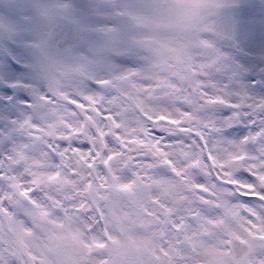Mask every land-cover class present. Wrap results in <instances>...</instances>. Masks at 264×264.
Masks as SVG:
<instances>
[{
	"label": "rangeland",
	"instance_id": "1",
	"mask_svg": "<svg viewBox=\"0 0 264 264\" xmlns=\"http://www.w3.org/2000/svg\"><path fill=\"white\" fill-rule=\"evenodd\" d=\"M182 29L188 33L181 34L178 42L187 48L178 45V52L182 58L197 61L200 68L191 66L192 83L189 74L180 77L179 94L173 98L177 113H162L174 119L164 121L160 129L185 136L191 143L123 144L118 139L109 159L101 158L98 143L87 159H73L69 154L68 159L53 160L49 142L36 144L32 139L33 148L18 149L17 166L21 171L28 169L33 184L38 182L40 189L50 194L49 202L26 204L17 196L12 201L16 212L0 210V233L25 260L30 253L35 264H51L52 238L71 231L81 238L86 250L81 264H107L94 255L100 252L104 256L106 244L89 243L91 237L85 239L74 215L63 207L64 198L86 197L104 212L108 240L114 232L137 238L146 264H254V257L264 249V217L233 200L229 189L211 182L212 176L219 178L218 170L226 177L235 176L240 169L234 170L233 164L236 159L244 160L245 154L235 144H222L205 135L209 108L221 101L212 92L202 94L201 85L207 84L221 52L229 65L214 73V78L229 83L234 90L243 86L251 95L264 96V0H203L202 10ZM164 101L168 103L170 98ZM14 132L15 128L0 129V148L4 149L0 152L11 148L9 137H14ZM240 136L234 132L230 138ZM193 137H199L203 147ZM16 142L23 141L19 137ZM140 153L145 158L135 160ZM202 177L208 182L201 183ZM257 178L264 186V175ZM241 187L251 189L253 185ZM253 195L259 194L253 192L245 199H256ZM193 208L197 209L195 214L189 211ZM207 208L214 209L211 215ZM157 213L165 220L173 213L186 218L169 230ZM231 237L251 247L247 261L235 260L229 246Z\"/></svg>",
	"mask_w": 264,
	"mask_h": 264
},
{
	"label": "flooded vegetation",
	"instance_id": "2",
	"mask_svg": "<svg viewBox=\"0 0 264 264\" xmlns=\"http://www.w3.org/2000/svg\"><path fill=\"white\" fill-rule=\"evenodd\" d=\"M132 10L126 9L128 13ZM103 27L108 32L101 37L85 41L73 52L62 53L48 41L49 30L45 22H36L34 0H0V76L10 83L0 81V123L11 127L14 122L21 121L28 112V108L21 105H30L36 94L47 89L57 100L51 102V107H46L47 102L37 106L33 119L38 123H32V126L63 128L65 134L71 135L79 125L77 113L66 108V103H72L73 96L82 100L91 97L76 104L79 114L84 115L81 108L121 114L116 120L132 130L127 133L129 138L146 140V130L142 129L155 122L163 110L164 72L158 55L161 52L169 54L164 61L169 62V72L173 76L177 70V46L173 41H160L157 28L119 27L113 30L114 24L107 18ZM148 42L158 52H151ZM147 53L152 57L149 58ZM129 54L132 62L119 65L122 71L128 72L127 76L135 77L136 82L133 85L115 83L114 79L110 80V71L116 65L114 56ZM105 56L110 59L105 61ZM13 64H18L20 69H15ZM165 73H168L166 68ZM88 81H97L100 86L88 91ZM5 86L9 91L3 89ZM14 86L21 89L14 93L10 90ZM169 86L172 88L173 84ZM124 96L133 97L135 105H121L120 97ZM88 113L93 123L95 117L91 111ZM85 119L89 121L87 116ZM123 138L130 141L126 136Z\"/></svg>",
	"mask_w": 264,
	"mask_h": 264
},
{
	"label": "snow or ice",
	"instance_id": "3",
	"mask_svg": "<svg viewBox=\"0 0 264 264\" xmlns=\"http://www.w3.org/2000/svg\"><path fill=\"white\" fill-rule=\"evenodd\" d=\"M228 65V58L220 52L216 68L207 77V84L201 85L202 94L212 92L221 101L209 108L205 135L215 138L222 144H235L242 149L245 159L235 176L226 177L222 171L218 170L219 178L212 176L211 182L229 189L232 192L233 200L247 205L252 213L264 217V186L260 185L257 178L259 175H264V96L251 95L243 90V86H241L240 90H234L229 83L216 80L213 74L224 71ZM98 87L97 81L87 82L88 91ZM87 99H91V97L84 98V100ZM56 100L57 97L53 96L47 89L36 94L33 102L30 105H26L28 112L24 118L16 122L15 131L23 142H15V137H9L13 141L11 148L7 152H0V210H6L10 213L16 212L17 210L12 207V201L13 197L17 196H24L26 204L29 201L45 204L49 202L50 194H46L42 189L32 186L33 182L30 180L31 174L28 169L25 168L21 171L17 166V154L18 149L21 147L33 148L35 146L30 133L34 131L31 124L38 123L37 120L33 119L37 106L47 102L46 107H51V102ZM71 100L73 102L66 103V108L72 109L78 115L76 104L83 103L84 100L78 96L71 97ZM180 107H186V105H181ZM240 125L244 127L241 128ZM245 129H247L246 135L243 134ZM150 132L151 136L160 141L162 145H173L180 142L191 143V140L185 136L169 135L167 131L158 127H152ZM234 132L241 133L239 139L230 138ZM192 139L203 147L199 137H193ZM47 147L51 158L55 160L56 153L62 154L63 151L67 150L90 152L93 145L87 139L72 138L56 142L55 152L52 151L51 142ZM228 180H234L236 183H228ZM207 182L205 178H201V183ZM241 185H253V188L249 189L241 187ZM253 192L259 194L253 195L256 199H245ZM204 195L207 198L206 194ZM63 207L65 211H69L74 215L85 234V239L88 240L91 237V240H88L89 243H105L108 240V235L106 234L108 229L104 212L99 207L93 206L86 197L64 198ZM189 211L195 214L197 209L193 208ZM206 211L208 215H211L214 209L207 208ZM148 214L152 215L153 213L149 212ZM157 217L165 220L162 213H157ZM185 218L181 213H173L165 220V223L168 229L172 230L181 225ZM94 255L98 260L105 259L100 252H96ZM35 261L36 258L30 253L27 256V260L18 255L11 243L0 233V264H35ZM254 264H264V249L256 254Z\"/></svg>",
	"mask_w": 264,
	"mask_h": 264
},
{
	"label": "clouds",
	"instance_id": "4",
	"mask_svg": "<svg viewBox=\"0 0 264 264\" xmlns=\"http://www.w3.org/2000/svg\"><path fill=\"white\" fill-rule=\"evenodd\" d=\"M168 22L177 28L184 27L202 10L203 0H168ZM113 239L105 242L104 252L107 264H146L141 242L119 232L112 233ZM80 237L71 231H64L54 236L50 249L54 258L51 264H81V257L86 250L80 243Z\"/></svg>",
	"mask_w": 264,
	"mask_h": 264
},
{
	"label": "water",
	"instance_id": "5",
	"mask_svg": "<svg viewBox=\"0 0 264 264\" xmlns=\"http://www.w3.org/2000/svg\"><path fill=\"white\" fill-rule=\"evenodd\" d=\"M241 166H242V160H236L233 164V168L236 171H238L241 168ZM229 243L238 261H244L249 257L250 248L245 242L238 240L234 237H231Z\"/></svg>",
	"mask_w": 264,
	"mask_h": 264
}]
</instances>
